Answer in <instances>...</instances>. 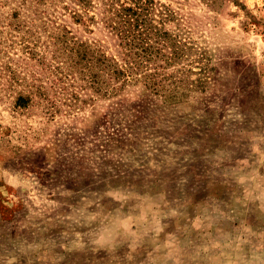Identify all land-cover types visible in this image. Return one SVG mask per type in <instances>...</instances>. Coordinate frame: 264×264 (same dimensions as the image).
<instances>
[{
  "label": "rangeland",
  "instance_id": "obj_1",
  "mask_svg": "<svg viewBox=\"0 0 264 264\" xmlns=\"http://www.w3.org/2000/svg\"><path fill=\"white\" fill-rule=\"evenodd\" d=\"M155 1L179 48L117 98L50 42L116 54L91 12L0 0V264H264V0Z\"/></svg>",
  "mask_w": 264,
  "mask_h": 264
},
{
  "label": "trees",
  "instance_id": "obj_2",
  "mask_svg": "<svg viewBox=\"0 0 264 264\" xmlns=\"http://www.w3.org/2000/svg\"><path fill=\"white\" fill-rule=\"evenodd\" d=\"M32 1L33 7L42 5L43 10L29 5L30 16H42L49 7L56 5V0ZM74 1L78 10L72 12L71 18L77 21L83 14L91 12L89 21L99 25L96 27L111 37L116 54H107L104 47L94 40L76 42L69 38L71 32L66 27L54 26L56 33L50 42L56 48L55 52L60 53L62 63L70 68L81 65L83 70L91 72L89 78L94 95L124 98L128 95L127 89L139 83H143L144 91L156 94L160 83L156 82L153 71L146 72L145 64L152 62L154 57H160L162 47L172 46L176 51L179 48L177 45H180L162 29L165 22H172L175 16L168 6L155 0Z\"/></svg>",
  "mask_w": 264,
  "mask_h": 264
}]
</instances>
